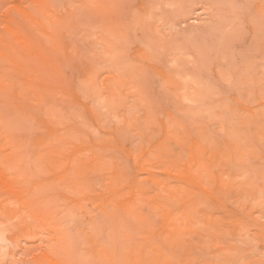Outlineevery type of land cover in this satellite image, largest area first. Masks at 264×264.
Listing matches in <instances>:
<instances>
[{
    "label": "rangeland",
    "instance_id": "rangeland-1",
    "mask_svg": "<svg viewBox=\"0 0 264 264\" xmlns=\"http://www.w3.org/2000/svg\"><path fill=\"white\" fill-rule=\"evenodd\" d=\"M0 264H264V0H0Z\"/></svg>",
    "mask_w": 264,
    "mask_h": 264
}]
</instances>
